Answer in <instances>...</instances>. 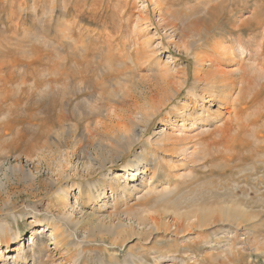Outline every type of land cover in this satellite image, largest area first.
<instances>
[{"label":"rangeland","instance_id":"374dc122","mask_svg":"<svg viewBox=\"0 0 264 264\" xmlns=\"http://www.w3.org/2000/svg\"><path fill=\"white\" fill-rule=\"evenodd\" d=\"M206 1L216 3L211 15L192 25L193 19H199L192 15L196 12L202 16L197 13L203 11ZM223 1L0 0V222L18 229L13 217L16 214L21 233L16 244L0 247V264H14L16 259L17 264H25L21 257L33 246L43 255L44 264H70L66 251L56 246L50 232L41 230L35 235L44 225H38L33 216L43 217L49 208L57 212L53 206L57 198H49L68 182L62 178L52 187L57 162L50 158L58 154L61 144L74 146L86 125L98 121L109 125L105 119L109 102L117 106L120 102L119 114L134 118L150 98L163 96H157L162 92L152 75L188 66L191 76L195 54L214 56L217 49L237 46L240 38L249 40L245 43L247 51L242 59L239 53L230 57L227 70L236 69V77L253 75L249 67L264 73L260 70L264 59L251 46L255 35L264 34V0ZM235 16L248 17L249 25L242 33H232ZM193 40L197 44L189 45ZM87 47L91 50L88 56ZM143 51L153 57L150 63L145 60L144 64V57H152H142ZM103 72L107 73L105 78ZM257 82L254 87H258ZM192 83L191 78L189 88L151 121L148 137L156 140L155 134L162 131V120L168 115L175 119L174 108L186 102ZM79 87L86 91L78 92ZM101 97L104 100H99ZM249 107L244 117L249 125L242 131L231 127L229 120L223 121L228 115L223 112L219 116L216 105L210 107L211 123L196 141L203 158L183 180L169 181L164 169L153 179L150 172L127 173L124 164L135 152L143 146H155L141 144L114 167L108 165L106 172L94 174V181L103 176L108 181L120 178L115 192L106 188L103 201H89L73 187L65 211L81 219L77 235L90 238L91 244L86 246L89 264H96L99 254L109 260L113 253H118L113 264L123 263L131 254L146 260L145 264H264V89ZM198 127L188 129L191 136ZM100 140L113 143L108 136L95 133L94 141ZM168 153V159L180 162L176 152ZM18 161L28 168L38 166L40 183L32 185L20 174L7 180V169ZM179 162L175 163L181 168ZM166 186L169 194L163 196ZM104 202L107 207H103ZM222 206H230L235 213L231 217L215 214L203 224L201 208ZM117 218L131 228H123L114 241L107 226H118ZM237 228L240 231L236 235ZM39 238L46 243L44 251L33 244V239Z\"/></svg>","mask_w":264,"mask_h":264},{"label":"bare ground","instance_id":"6f19581e","mask_svg":"<svg viewBox=\"0 0 264 264\" xmlns=\"http://www.w3.org/2000/svg\"><path fill=\"white\" fill-rule=\"evenodd\" d=\"M219 1H221L220 3L224 2L223 0ZM213 4L215 5L216 3H213V1L204 2V9L201 8L203 11L197 13L201 14L202 16L196 15L195 12L194 15H192V18L194 16H197V18L199 19H193L195 21L193 23H190L192 25H197V23L202 20V17H205V15H211L209 13L211 11V8L214 7ZM189 16L191 17V15H188V17ZM192 18L188 19L191 20ZM247 18L248 17H244L242 19L235 16L232 23V33L236 32L235 30H240L239 32L242 33L244 27L247 28V26L249 25V21L247 20ZM258 22L259 24H261L260 20H258ZM252 39L255 42H253L251 46L253 47L255 52H257V56H259L260 58L263 57L264 59V34H257ZM239 40V44L237 46L235 45L231 47L230 49L222 48L221 50H218V46L217 48L213 47V49H217V52L214 50L216 54L214 56L212 55L213 57L208 56L209 54L203 57L195 54V68L191 76L189 74L188 66L185 68L183 67V70L166 69V72L163 71L161 72V74L159 72H156L154 75H152V77L157 80L156 84L159 88H161L160 91L162 92L157 94V96L160 94H162L163 96L159 99H157L156 97L150 98L146 103V107L143 108V111H141L140 109V112L138 115H136V117H123L125 115L124 113V115L121 116L118 112V106L120 102L118 106L117 104H109V102L108 105H110V107L109 109L107 108L108 111L105 117L106 121L110 122L109 125H103L101 121L96 122L95 125H86V128L81 132L80 139L76 142V144H74V146L61 144V148L59 149L58 154L50 158L52 162H57L56 168L54 169L55 172H57V178L56 180L52 179L51 185L52 187H54V185L60 184L62 178H67L68 182L65 187L61 188L58 192H56V194H52L51 197L49 196V199L55 197L57 198V202L53 204L54 210L56 209L57 212H54L49 208L45 214L43 213V217H40V215L38 214L33 216L34 221L38 225H44L43 227L39 228V231H35V235H40L42 233L40 232L41 230L43 231V233L44 231L50 232L56 246H60L62 247V250L66 251V260L70 262V264H89L90 257H88L87 255L86 246L88 244H91L89 240L90 238L88 235H77L79 226L81 225L82 221L81 219L77 220L73 212L66 213L67 211H65V209L68 207L67 201L73 187H76L78 189L80 195L85 194L89 201H93L94 203L103 201L101 197L102 194H105L106 188H110L112 192H115L117 190L115 185L120 181V178L116 177L115 179L108 181L105 176H103L101 180L94 181V174L98 172H106L110 168H108V165H111V168L114 167L118 161H123L124 157L128 153L133 151L137 145L142 146L144 144H154L155 146L154 148H146L143 146V148L141 147L138 152H135L133 154V157L124 164V169L127 173L150 172L151 179H153L160 170L164 169L167 173L169 181H177L179 179L183 180L184 177L187 178L188 176L186 175L191 173L190 171L192 170V168H197L195 162L200 161L203 158V150H199V148L197 147L198 143H196V141L198 142L201 135L204 134L207 125H210L211 123L210 120L212 119L213 114L210 110V107L213 105H216L218 107L219 116L223 115V112L224 114L226 113V115H228L225 116V120L224 118L222 119L223 121L226 122L229 120L230 124L232 125L231 127H233L234 125V128H236V130H244V125L245 127L246 125H249L244 118L250 108L249 104L254 101L256 95L264 89V78L260 76V74L263 75L264 73L258 71L259 69L257 70L255 68L249 67L250 69H252L250 72L254 71L253 75H256V72H260L259 74L257 73L258 76L248 75V73H244L243 76L236 77V69L227 70L228 67L226 68L225 66L231 61L230 57H238V55L240 54L242 59L247 51L245 48V43H247L249 40H247V42H244L245 39L243 38H240ZM196 44L197 41L194 40L189 43V45L191 46H194ZM218 45H220V43ZM184 48L186 52L189 51V47ZM145 52L146 51H143V53L141 52L140 55L142 57L143 55H150V53L147 54V52L146 54H144ZM85 53L86 56H88L91 53V50L87 47L85 49ZM152 53H154V51L151 52V54ZM140 55L138 54V56ZM142 60L140 61L139 59L140 64H142L143 61L145 64V60L150 63V60H153V57L151 59H147V57H144V60ZM134 65L136 67L138 64L134 62ZM142 66L144 67L146 65L142 64ZM147 66L149 68L148 64ZM152 70L153 69H151V71ZM160 70L162 71L161 68ZM260 70H264V60L263 62H261ZM105 74L107 73H102V78H105ZM191 78L193 79V86L188 90V95L186 97L187 100H185L186 102L184 104H181V107L174 108L175 119H172L168 115L165 120H162L164 126L162 131L155 134L156 140H153L152 137H148L149 124L151 123V121L155 119L165 107H168V105H170V103L175 98H177V96L182 92L183 89L189 88V82ZM256 81H258V87H254ZM170 88L172 89L170 92L171 94L166 93L170 90ZM254 88H259V90H255ZM79 90L80 91L78 92H82L85 90V88L79 87ZM125 97L119 95V98H121L122 101L126 100ZM119 98H117V100H119ZM99 100L104 99L103 97H101L99 98ZM116 102L118 103V101ZM206 104L210 105V107L206 106ZM218 119L220 120V118ZM180 123L182 126L178 129V125H180ZM222 124L223 123H221V125ZM188 125H191V128ZM197 126L199 127L197 128L196 133L193 134L194 136H191L189 130H193ZM168 127L169 130L167 129ZM95 133H102L108 136L109 141H112L113 143L108 144L103 140L97 142L94 141ZM165 149H168L169 151L166 152ZM163 150H165V152H163ZM170 151H173V153H168ZM175 152L178 154V156L181 157V159H179L181 162V168L180 165H176L175 163L179 162L178 159L177 161H175L174 159L175 162H173V157L168 159V155L165 154L168 153L174 155L176 154ZM76 162L81 164L83 169L82 171L79 170L78 164L75 165ZM39 170L40 168L38 166H35V168H28L22 162L18 161L15 165H12L7 169L5 178L8 180L10 176L20 174L21 178H24V180H28L32 185H35L38 184V182L40 183ZM84 172H86L87 175L83 174ZM136 176L137 174H133V177ZM73 178H78V181H72ZM62 182H64V180ZM0 186H3L2 180L0 181ZM166 187L167 188H165L161 194L163 196L168 193L167 190L169 188L168 186ZM103 207H107L106 202L103 203ZM199 212L202 214L201 216L203 224L206 225L207 222L211 221L215 214H220L223 217H231V215L235 213V210H231L230 206H222L219 208L204 207L201 208ZM13 217L15 219L14 221L16 225L18 226V229H15L14 226L10 224H5V221V223L0 222V247L3 246L5 248H9L11 245L16 244L21 239V233L18 220L16 219V214H14ZM117 219L119 221L118 226L113 224L107 226V229L109 230H107V232L112 233V235L114 236V241H116L117 237L123 233V228H131V226L122 223L119 218ZM239 231L240 228H237L235 234L237 235ZM33 244L40 251H44L47 248L46 243L42 238H39V241L33 239ZM92 251H95V249L90 250V252ZM2 253V250H0L1 256ZM17 254L20 258L21 253L18 252ZM117 254L118 253L110 254L109 260L101 257V255L99 254L96 256L95 262L96 264H113L112 261L118 260ZM128 256L129 258H125L123 263L120 264H145L146 260L137 259L134 254L127 255V257ZM43 258L44 257L41 253H36L34 251L33 246L31 247L30 251L25 252L23 257H21V260H23L25 264H28L30 262H32V264H44L45 261ZM28 260L30 262H28ZM17 261L18 259H16L13 263L17 264Z\"/></svg>","mask_w":264,"mask_h":264}]
</instances>
